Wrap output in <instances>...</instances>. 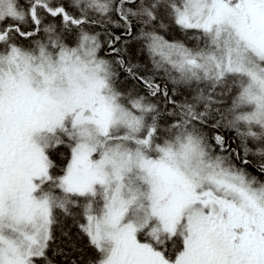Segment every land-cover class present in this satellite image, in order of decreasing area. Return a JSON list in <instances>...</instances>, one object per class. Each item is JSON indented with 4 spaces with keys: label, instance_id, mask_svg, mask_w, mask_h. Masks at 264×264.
Wrapping results in <instances>:
<instances>
[{
    "label": "snow or ice",
    "instance_id": "snow-or-ice-1",
    "mask_svg": "<svg viewBox=\"0 0 264 264\" xmlns=\"http://www.w3.org/2000/svg\"><path fill=\"white\" fill-rule=\"evenodd\" d=\"M25 4L0 0V264H51L57 210L92 264H264V181L247 171L256 157L264 175V0ZM134 27L151 74L116 46Z\"/></svg>",
    "mask_w": 264,
    "mask_h": 264
},
{
    "label": "trees",
    "instance_id": "trees-1",
    "mask_svg": "<svg viewBox=\"0 0 264 264\" xmlns=\"http://www.w3.org/2000/svg\"><path fill=\"white\" fill-rule=\"evenodd\" d=\"M21 6L26 7L25 0H20ZM67 10L72 14H77L76 10L69 6V4H65ZM53 22L59 24V18H56L54 21L51 17L45 18V23ZM174 26L178 30V36L181 38V35L185 36L187 33L181 31L178 27ZM95 31L101 34V39L103 41H107L108 33H114L117 36H120L123 32L122 28L117 27H108L107 31L104 28L96 27ZM189 33V32H188ZM138 34V27L133 28L132 36L123 37L121 42L116 46L121 48V56L124 60L133 65L138 66V75H147L151 74L152 69L151 61L148 57L146 51L142 50L141 43L135 39L134 37ZM166 39L170 40L171 37L164 35ZM125 41H127L125 43ZM69 44L72 43V40L69 39ZM192 45V43H190ZM189 45V46H190ZM110 49L105 46L102 48L100 55L106 59H115L114 55H109ZM157 82L168 83L166 79H163V74H157ZM123 85L130 87V89H126L124 91L134 90L141 95L146 94L145 90H142V84L138 80H134L127 75V73L122 71L119 74V80ZM168 87L171 88L172 85L168 83ZM144 89V88H143ZM178 102L183 100L182 95H178L177 97ZM229 99H226V101ZM227 105H229L227 103ZM227 135L230 140L235 137V132L229 131L224 133ZM239 143L238 139H235ZM233 142V140H232ZM66 155V150L61 148L59 154H54L53 159L56 160L58 164H61V161L64 159ZM252 160V165L247 167V171L252 175L257 176L260 180L264 181V175H261L255 165L257 163L258 158L256 157H249ZM237 164H239L237 162ZM62 166V165H61ZM57 217L58 223L53 227V240L50 243L48 249V258L51 261V264H92V261L95 257V251L90 247L88 243V238L80 231L77 222L72 217L63 216L60 214L59 210H57ZM80 222H83L82 217H77Z\"/></svg>",
    "mask_w": 264,
    "mask_h": 264
},
{
    "label": "rangeland",
    "instance_id": "rangeland-1",
    "mask_svg": "<svg viewBox=\"0 0 264 264\" xmlns=\"http://www.w3.org/2000/svg\"><path fill=\"white\" fill-rule=\"evenodd\" d=\"M60 2L65 3V4H70V0H60ZM160 34L171 37L170 41L171 40H180V41H183L184 43H186L188 46L190 45V43H192V45H190L189 47H194L195 44L197 43V41H195L193 39V36L195 35V33L189 32L185 36L181 35V38H179V36H178V30L174 26H172V25H169V27H168V29L166 31H163L162 30ZM146 70H152V69H146ZM118 84H119V87L121 88V90L130 89V87H128L126 85H123L121 83V81H118ZM179 94H180V92L177 93V96ZM186 95H187L186 93L184 95H182L183 96V99L185 98ZM229 102H231L230 99L227 100V101H225L226 105Z\"/></svg>",
    "mask_w": 264,
    "mask_h": 264
},
{
    "label": "flooded vegetation",
    "instance_id": "flooded-vegetation-1",
    "mask_svg": "<svg viewBox=\"0 0 264 264\" xmlns=\"http://www.w3.org/2000/svg\"><path fill=\"white\" fill-rule=\"evenodd\" d=\"M122 73H123V71H122ZM157 83H161V84H163V81H162V82L160 81V82H157ZM142 87H143V85H142ZM143 88H144V87H143ZM143 88H142V90H145V89H143ZM230 103H231V102H229L228 104H230ZM237 144H238L237 141H234V140H233V142H232V147H236ZM237 162H238V161H237ZM238 163H239V162H238Z\"/></svg>",
    "mask_w": 264,
    "mask_h": 264
}]
</instances>
